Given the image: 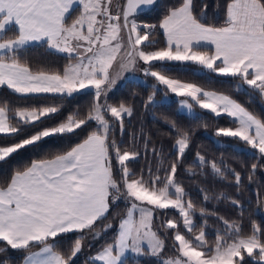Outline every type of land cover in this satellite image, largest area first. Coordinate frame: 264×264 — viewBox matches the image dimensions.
<instances>
[{"label": "snow or ice", "instance_id": "6c2138e0", "mask_svg": "<svg viewBox=\"0 0 264 264\" xmlns=\"http://www.w3.org/2000/svg\"><path fill=\"white\" fill-rule=\"evenodd\" d=\"M154 3L0 0V87L6 86L22 98L46 94L71 97L87 94V90L93 95L86 114L78 110L51 127L44 125L60 114L58 105L13 108L7 101L0 102V134L20 137L14 143H0V162L46 138L91 129L69 150L51 158L33 159L0 183V252H22L20 264H75L86 237L99 236L97 223L106 220L110 208L121 200L125 211L113 241L85 264H125L128 252L155 257L158 264H248L247 258L254 264H264V228L255 221L246 234L240 223L219 217L224 230L217 231L211 246L206 238V221L198 232L195 230L196 205L191 199L185 200V189L176 181L177 169L189 147L188 132L172 124L176 130V158L164 169L163 179L151 169L147 178L143 170L136 174L130 165L140 152L122 149L123 141L118 142L113 135L117 125L123 135L124 117H131L133 108L124 102L118 106L108 104L106 99L116 78L142 62L144 74L184 98L180 104L189 112L198 105L215 116L233 118L237 127L219 128L216 134L238 138L264 159V119L227 94L166 75L168 62H191L209 73L237 79L264 100V0H223V22L219 25L205 22L206 5L197 14L195 0H176L158 25L138 23L137 15ZM74 7H78V15L69 23ZM157 29L165 40L160 48L155 47L153 38ZM32 44H46L66 53L69 63L62 72L33 71L20 58L21 51ZM116 65L119 71L114 76ZM102 97L104 103L100 102ZM152 100L150 95L146 104ZM147 144L145 140V149ZM152 153L161 155L154 147ZM196 161V168L207 166L214 177L231 179L239 188V172L223 162L208 161L199 153ZM256 167L252 165L253 170ZM188 171L195 174L192 167ZM210 198L205 192L204 200ZM215 198L228 199L223 194ZM231 203L239 206L238 200L232 199ZM169 209L179 213L183 229L191 238L180 230L176 219L162 221V229L174 230L176 251L175 256L164 257L166 242L153 223L158 210L167 215ZM199 212L201 217L209 214L204 207ZM112 227L109 222L103 231ZM70 234L75 235L71 247L67 252L59 250L60 238Z\"/></svg>", "mask_w": 264, "mask_h": 264}, {"label": "trees", "instance_id": "16d2710c", "mask_svg": "<svg viewBox=\"0 0 264 264\" xmlns=\"http://www.w3.org/2000/svg\"><path fill=\"white\" fill-rule=\"evenodd\" d=\"M175 3L176 0H156L150 9L137 16H144L143 20L146 23L158 25L168 8ZM195 3L197 14H199L203 6H207L205 9L206 17H204L206 23L219 25L223 22V9L221 7L223 0H195ZM76 10L74 9V11ZM153 38L156 41V48L165 46L161 30L157 29ZM20 58L33 71L44 69L62 72L65 65L69 63L66 55L48 49L46 44L27 46L21 51ZM167 68L169 70L166 75L169 77L182 82L194 83L208 91L227 94L258 118L264 119V100L258 94L247 90V86H241L237 79L209 73L207 69L191 62H168ZM125 85L128 87H121L117 92L110 91L106 99L108 104L119 105L124 102L131 106L138 99L140 100V102H137L138 105H136L132 116L128 119L124 118L125 131L123 135L120 133L118 125L113 133L118 142L123 141L121 144L122 149L140 152L138 159L130 165L133 172L140 174L141 170H143V175L147 178L149 169H151L153 174H158L162 179L164 178V169L176 158V152L173 147L176 130L172 128V124L175 123L177 128L189 134V147L177 169L176 181L185 189V200L191 199L196 205V212L193 217L196 225L195 230L198 231L201 225H205L206 221V238L209 241V246H211L215 241L217 231L223 232L224 230V224L219 217L240 223L246 234L250 232L254 221L264 228V217L256 212L258 209L264 212V173L262 172L264 159L260 157L256 150L251 149L250 146L238 138L218 136L216 134L219 128L235 127L236 124L233 123V120L227 115L215 116L209 111L202 109H199L200 114L197 116L180 112L178 111L177 102L183 98L168 92L165 86L154 93V95L157 94L158 96L155 97L153 95L151 103L146 104L147 95L150 96L151 92H153L152 85H147L144 88L141 82L136 81H131V84L126 83ZM163 94H166V99L164 100L161 98ZM3 101L9 102L13 108L43 104L58 105L61 108L60 114L55 120L49 121L44 125L45 127H51L62 121L70 113L78 110L81 114H86L93 101V95L87 90V94L83 92L76 93L71 97H53L51 94H46L42 97L22 98L19 94L13 93L6 86H3L0 87V102ZM104 102L101 101V103ZM94 126L95 124L93 123ZM90 130V128H86L83 131L77 130L75 133L46 138L38 145L28 147L25 150H21L18 154H14L6 162H0V183L10 179L14 169L29 164L33 159L51 158L55 154L69 150L80 143ZM19 138L16 137L14 139L0 134V143H14ZM145 140L148 142L147 149H145ZM153 147L157 152L161 153L160 156L153 155ZM197 153L204 156L208 161H215L218 164L223 162L227 168L239 172L242 178L239 188L235 186L231 179L221 181L214 177L211 169L207 166L203 169L196 168L195 164L197 162L192 164L191 160ZM253 164L257 165L255 170L252 169ZM189 167L193 168L195 174L189 173ZM158 169L159 171H157ZM205 192L212 198L204 200ZM221 194L228 197V199L217 200L215 198ZM232 199L238 200L239 206H234L231 203ZM201 207L208 210L209 214L205 217L200 216L199 209ZM124 211L123 200L118 205L110 208L107 219L97 223L96 232L99 233V236L97 238L86 237L84 248L76 258L75 264H85L95 251L102 248L106 243L113 241L118 228L119 218ZM161 211L163 210H158L154 226L158 234L166 242L163 256H173L176 255L173 247L175 242L172 239L173 230L165 231L160 225L167 215L176 217L178 212L174 209H169L166 210L167 215H161ZM212 213H215V215ZM177 221H179L178 223L181 222L180 220ZM109 222L112 223L113 227L103 231L104 225ZM186 235L191 238L189 234ZM74 238V234L60 238L58 242L59 250L67 252ZM35 249L33 248L32 251ZM23 255L22 252L9 249L5 252H0V261L8 260L9 264H20ZM247 259L248 264H254L250 258ZM151 262L157 264L151 256L125 259V264H148Z\"/></svg>", "mask_w": 264, "mask_h": 264}, {"label": "rangeland", "instance_id": "374dc122", "mask_svg": "<svg viewBox=\"0 0 264 264\" xmlns=\"http://www.w3.org/2000/svg\"><path fill=\"white\" fill-rule=\"evenodd\" d=\"M118 2H120V3H122L123 2V0H118ZM76 15H78V9L76 10V11H74L73 13H72V15L68 18V22L70 23L71 22V20L73 19V18H75V16ZM143 18H144V16H142V17H136V19H137V22L138 23H141V24H143V23H146L145 22V20H143ZM149 24V23H148ZM47 48H48V46H46ZM48 49H50V48H48ZM51 50H53V51H56L55 49H51ZM57 52V51H56ZM60 53V52H59ZM62 54H64V55H66L67 56V54L66 53H62ZM73 63H75V61L73 60L72 61ZM145 66L142 64V62L141 63H138L137 64V66H136V68L134 69V70H129V71H125L122 75H120V76H118L117 78H116V83L111 87V89L108 91V94H109V92L110 91H112L113 90V92H117V90L119 89V88H121V87H124V86H126L125 84L126 83H129V84H131V81H136V82H141L142 83V85L144 86V88L147 86V85H152V88H153V92H151V95L153 96L154 95V93H156L157 91H159L160 89H163V85H159L156 81H155V79L153 78V77H151V76H146L145 74H144V71H143V68H144ZM119 71V66L118 65H116L115 67H114V70H113V75L115 76L116 75V73ZM126 87H128V86H126ZM159 89V90H158ZM89 92L90 93H92V90H89ZM168 92H170V91H168ZM172 93V92H171ZM155 97H157L158 95L157 94H155L154 95ZM149 97V95H147V98ZM163 100L164 99H166V94H163L162 95V97H161ZM101 101H104V98L102 97L101 98ZM100 101V102H101ZM137 102H140V100L138 99L136 102H134V104L131 106L132 108H133V112H134V110H135V107H136V105H138V103ZM84 104V103H83ZM116 106H118V105H116ZM181 108H183L182 106H181V104L179 105V108H178V111H180V112H183L182 110H181ZM84 111H85V109H84ZM83 111V112H84ZM183 113H187V114H191V115H195V116H197V115H199L200 114V111L199 110H196L194 113H192V112H183ZM124 118H129L128 116H125ZM109 119H110V117H109ZM233 119V118H232ZM235 127H237V126H235ZM234 127V128H235ZM118 141V140H117ZM195 162H197L196 161V156H194L193 158H192V160H191V163L192 164H195ZM262 172L264 173V169L262 170ZM122 201V200H121ZM176 211V210H175ZM256 212H258V213H260L263 217H264V212H263V210H261V209H258V210H256ZM178 215H179V213H178ZM178 215H176V217H174V216H170V215H167V217H165V219H164V221L165 220H167V219H176V220H180L181 222L179 223V225H180V230L183 232V233H185V234H188V233H186V230L185 229H183V225H182V220L180 219V217L178 216ZM179 222V221H178ZM153 228H154V230H156L155 229V226H154V223H153ZM199 231V230H198ZM197 231V232H198ZM173 235H174V230H173V234H172V239H173ZM190 236H191V234H189ZM146 247V246H145ZM205 250H207V249H205ZM146 257H148L147 255H145ZM145 256H143V257H145ZM173 256H175V255H173ZM164 257H171L170 255L169 256H164ZM153 259H155V261L157 262V264H158V260H157V258H155V257H152ZM148 264H156V263H154V262H151V263H148Z\"/></svg>", "mask_w": 264, "mask_h": 264}, {"label": "crops", "instance_id": "0c3cea01", "mask_svg": "<svg viewBox=\"0 0 264 264\" xmlns=\"http://www.w3.org/2000/svg\"><path fill=\"white\" fill-rule=\"evenodd\" d=\"M74 9H78V7H74ZM74 9L71 11V13H70V15H72V13H73V11H74ZM70 15H69V17H70ZM68 17V18H69ZM162 32V31H161ZM163 34V33H162ZM47 46V45H46ZM210 47V46H209ZM200 66V65H199ZM202 67V66H201ZM216 75V74H215ZM246 85H244V87H245ZM217 93H219V92H217ZM184 99V98H183ZM182 99H180V100H178V108H179V105H180V101H181ZM200 108H199V106L198 105H194V107H193V109H192V113H194L196 110H199ZM181 110L183 111V112H189V110L187 109V108H181ZM203 110V109H202ZM221 115H226V114H221ZM229 118H231V117H229ZM232 119V118H231ZM233 120V119H232ZM237 126V125H236ZM234 128V127H233ZM146 246V245H145ZM101 249V248H100ZM100 249H98L97 251H95L91 256H94ZM39 249L38 248H36L35 250H33V251H38ZM90 256V257H91ZM143 256H145V255H136L135 253H132V252H128V253H126V255H125V257H124V259H126V258H132V259H138V258H141V257H143Z\"/></svg>", "mask_w": 264, "mask_h": 264}, {"label": "water", "instance_id": "95a60500", "mask_svg": "<svg viewBox=\"0 0 264 264\" xmlns=\"http://www.w3.org/2000/svg\"><path fill=\"white\" fill-rule=\"evenodd\" d=\"M155 1H156V0H155ZM151 7H152V6H151ZM151 7H150V8H151ZM150 8H146V9H144L143 13H144L146 10L150 9ZM138 15H139V14H138Z\"/></svg>", "mask_w": 264, "mask_h": 264}]
</instances>
